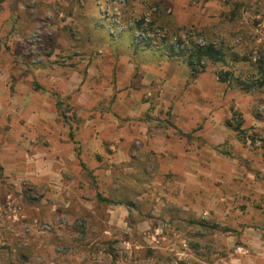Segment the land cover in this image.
I'll return each instance as SVG.
<instances>
[{
  "label": "clouds",
  "instance_id": "clouds-1",
  "mask_svg": "<svg viewBox=\"0 0 264 264\" xmlns=\"http://www.w3.org/2000/svg\"><path fill=\"white\" fill-rule=\"evenodd\" d=\"M41 27L0 57V264H264V0H0V53Z\"/></svg>",
  "mask_w": 264,
  "mask_h": 264
},
{
  "label": "rangeland",
  "instance_id": "rangeland-1",
  "mask_svg": "<svg viewBox=\"0 0 264 264\" xmlns=\"http://www.w3.org/2000/svg\"><path fill=\"white\" fill-rule=\"evenodd\" d=\"M35 5L31 3L25 4V13L23 19L30 23V24H41V25H47L50 23L47 17H44L41 19L40 16H33L32 10L35 9ZM14 30V29H13ZM38 35L33 36H21L20 40L12 41L11 44H5L3 46L2 53H0V57L2 56H9L11 59V63L15 66L18 64H23L26 69L29 70H40L43 67H45V62L49 61L50 57L53 56L55 50L59 48V44L57 41L59 40V37L56 35L55 32L48 33L44 30V27H41L36 30ZM148 44V43H147ZM145 45V44H141ZM55 63V61H52ZM3 65V59L0 58V66ZM89 75L88 73H85V76ZM3 76V72L0 71V77ZM12 79V77H9ZM84 83L83 80L80 81V85L82 86ZM79 90V89H78ZM134 90V89H133ZM13 89H9V92H12ZM46 103V102H45ZM43 115V114H42ZM96 161L99 163L100 156L97 154ZM32 190L26 189L20 193L21 204L27 206H30L33 203V197L29 194ZM7 198L6 197H0V211H6L7 210ZM99 203L103 204V200H99ZM119 207L118 205H113L112 208L108 210V215L112 218H114L117 223L120 222L121 219L127 220V216L124 212V209L121 208L120 212L115 211L114 209ZM128 207H133L131 203L128 204ZM88 211L89 209H85ZM56 214H60V209L54 210ZM115 211V212H114ZM202 224H198L197 227H202ZM126 238V237H125ZM188 251L192 253L193 257L195 259H199V254L195 249L199 248V245L197 244H189L187 245ZM149 256H151V251L147 253ZM22 260H26V256L21 257ZM180 264H185V261L183 259L180 260ZM192 264H195V260H193Z\"/></svg>",
  "mask_w": 264,
  "mask_h": 264
},
{
  "label": "trees",
  "instance_id": "trees-1",
  "mask_svg": "<svg viewBox=\"0 0 264 264\" xmlns=\"http://www.w3.org/2000/svg\"><path fill=\"white\" fill-rule=\"evenodd\" d=\"M206 54L207 55H210L211 57H213L214 59H218L219 58V56H220V54L219 53H217V52H215V51H213L212 49H211V47H209L207 50H206ZM172 55H183V54H174V53H172Z\"/></svg>",
  "mask_w": 264,
  "mask_h": 264
},
{
  "label": "built area",
  "instance_id": "built-area-1",
  "mask_svg": "<svg viewBox=\"0 0 264 264\" xmlns=\"http://www.w3.org/2000/svg\"><path fill=\"white\" fill-rule=\"evenodd\" d=\"M141 44H149L150 43V41H141L140 42ZM174 54H183V53H176V52H173Z\"/></svg>",
  "mask_w": 264,
  "mask_h": 264
},
{
  "label": "crops",
  "instance_id": "crops-1",
  "mask_svg": "<svg viewBox=\"0 0 264 264\" xmlns=\"http://www.w3.org/2000/svg\"><path fill=\"white\" fill-rule=\"evenodd\" d=\"M114 210L120 212L121 208H120V207H117V208H115ZM115 211H114V212H115Z\"/></svg>",
  "mask_w": 264,
  "mask_h": 264
}]
</instances>
